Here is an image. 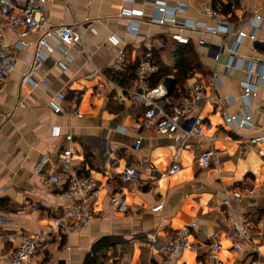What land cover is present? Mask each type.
<instances>
[{
  "label": "crops",
  "instance_id": "obj_1",
  "mask_svg": "<svg viewBox=\"0 0 264 264\" xmlns=\"http://www.w3.org/2000/svg\"><path fill=\"white\" fill-rule=\"evenodd\" d=\"M216 2L234 31L240 27L249 33L251 28L244 21L264 11V0ZM156 3L185 7L177 18L197 23L196 31L183 34L195 47L203 68L192 79H216L198 106L205 118L204 136L190 139L181 149L176 162L180 170L172 175L167 171L177 145L142 129L143 109L124 91L136 88L135 70L142 62L174 66L169 54L179 44L151 22ZM198 5L199 0H52L45 5L50 24L74 26L89 62L76 53L79 45L61 58V48L49 41L56 52H48L32 71L35 87L21 84V79L35 63L39 35H29L26 45L16 49L17 37L4 27L0 14V34L16 56L14 73L0 86V233H46L52 220L73 203L61 196V188L50 190L44 183L47 175L60 170L59 155L68 133L72 135V169L93 178L99 188L91 223L80 231L60 234L61 239H54L43 256L25 264H164L161 254H151L145 246L148 234L154 233L157 245H162L190 225L188 241L195 250H184L172 264H264V143L245 142L264 135V114L256 111L264 102V87L250 101L243 99L246 73H225L224 69L236 34L202 37L200 33L212 22L198 14ZM122 11L143 15L129 16ZM129 26L136 28L135 34L127 33ZM199 39L205 44L199 45ZM220 46L222 51L215 60ZM119 51H124L126 70L133 74L125 86L114 82L118 73L112 65ZM236 52L241 58H264L263 30L256 42L245 39ZM51 104L60 106L61 112L54 113ZM246 113L250 121L245 129L237 133L225 125V115L243 117ZM54 128H59V136ZM211 147L220 154L219 165L200 168L199 155ZM127 166L138 172V181H120ZM236 190L253 193L247 200L223 206L225 193ZM115 193L127 203L125 214L116 213L110 205L109 198ZM159 204L161 210L152 212ZM242 215L250 219L257 253L248 247L236 253L226 239L229 224ZM212 243L220 246L216 257L210 250ZM13 246L9 241L0 242V264H7Z\"/></svg>",
  "mask_w": 264,
  "mask_h": 264
},
{
  "label": "built area",
  "instance_id": "obj_2",
  "mask_svg": "<svg viewBox=\"0 0 264 264\" xmlns=\"http://www.w3.org/2000/svg\"><path fill=\"white\" fill-rule=\"evenodd\" d=\"M52 0H0V14L3 19V25L17 37L15 48H21L26 45L25 38L32 34H38L36 42L34 59L28 74L21 79V84L35 87L37 83L31 77L32 71L43 61L47 53L56 52L52 49L49 41H53L57 47L61 48L60 57L67 58L69 51L79 45L76 53L84 55L89 62L88 55L83 46L80 33L71 25H52L46 14L45 5ZM243 2V0H238ZM156 13L151 19L153 24L164 28L169 32L171 41L179 45H187L189 39L183 34L184 31H196V22L179 21L178 14L185 8L177 4L174 8H168L163 3H156ZM234 9V3L231 5ZM198 14L209 19L212 22L210 27L205 26L201 36H217L236 34V43L227 50V61L224 64L225 73L231 70H241L247 75V80L242 84L243 99L248 102L256 96L259 88L264 87V58L258 55L248 59L239 57L236 53L238 45L245 39L251 42L257 41L259 31L264 32V11L253 14L248 20L244 21L250 26L251 31L245 33L240 27L235 31L232 29L228 19L221 14V6L213 5L211 0H199L197 7ZM126 15L141 17L140 11H122ZM234 31V32H233ZM128 34H135L136 28L129 26ZM199 45H204L203 39H199ZM224 48V47H223ZM222 51V46L217 48L215 60H218ZM150 58V54H147ZM63 67L61 62L58 63ZM126 55L124 51L116 53L112 69L115 73H123L126 67ZM16 66V56L11 51V46L6 43L0 34V86L4 85L10 76L14 73ZM158 68L149 61H144L138 65L135 70V89H124L129 99L135 102L143 109L142 129L153 135L171 139L177 145V152L173 157V164L167 171L172 175L179 172L177 159L178 153L183 149L187 142L193 138H202L204 136V116L198 112L199 104L205 99L207 91L215 84V77L207 80H196L186 89V94L179 101H174L168 95V86L163 79L155 88H150L149 80ZM111 86H116L112 81H106ZM101 87V86H100ZM58 99H62L58 96ZM54 113H60V106L51 104ZM260 114H264V102L256 108ZM250 121V114L246 113L243 117H229L225 115L224 123L231 128V131L239 132L247 127ZM54 134L59 136V128H54ZM63 151L59 155L60 170L47 175L44 178L46 187L51 189H60L61 196L71 199L73 203L52 220V227L46 233H32L26 236H17L13 233H0V242L9 241L13 243L12 249L7 255V264H25L37 256H43L49 249L50 243L54 239H61L62 233H73L84 229L93 220L95 213L92 204L99 197V188L95 180L91 177L80 176L72 169V150L70 143L72 135L66 134ZM248 144L255 145L264 143V135L251 137L245 141ZM139 144L135 145V150ZM220 154L213 147L202 152L197 163L200 168H208L211 165L218 166L220 163ZM152 170V169H150ZM139 180L138 172L132 167L124 168L120 176L122 182H133ZM117 187V184H113ZM251 190H236L225 193L223 197V206L230 205L231 201L239 203L247 200L252 195ZM110 205L116 213L125 214L128 206L124 199L118 194H113L109 198ZM162 204L151 209L152 212L161 210ZM190 227L181 229L176 235L169 238L164 244L157 245L155 234L150 233L147 236L145 246L150 253H159L163 256L164 264H172L184 250H195L194 246L188 241L190 236ZM226 239L230 243L232 251L242 252L244 247L254 253H257L256 245L250 232V219L242 215L234 219L228 226ZM210 250L213 257L220 251L218 243H212Z\"/></svg>",
  "mask_w": 264,
  "mask_h": 264
},
{
  "label": "trees",
  "instance_id": "obj_3",
  "mask_svg": "<svg viewBox=\"0 0 264 264\" xmlns=\"http://www.w3.org/2000/svg\"><path fill=\"white\" fill-rule=\"evenodd\" d=\"M216 0L213 1V5L216 4ZM222 7V6H221ZM223 8H225L223 6ZM153 60L156 58L152 51ZM169 57L174 60V66L168 67L163 63L155 61L150 62L158 68L157 72L152 75L149 80L150 88H155L163 79L167 77L173 78L175 82L174 89L170 94V97L174 101H179L186 94L185 84L188 80L192 79L196 74L203 73V68L199 63L198 56L195 52V47L188 43L187 45H179L172 49ZM127 65L125 71L120 74H116L114 82L119 83L121 86H125L124 83L133 79V74L129 73Z\"/></svg>",
  "mask_w": 264,
  "mask_h": 264
},
{
  "label": "water",
  "instance_id": "obj_4",
  "mask_svg": "<svg viewBox=\"0 0 264 264\" xmlns=\"http://www.w3.org/2000/svg\"><path fill=\"white\" fill-rule=\"evenodd\" d=\"M195 80L196 79H194V80L192 79V80L188 81V83H186V85H185V89H187L189 87V85L192 84ZM165 83L168 86V95H170L174 89L175 82H174L173 78L167 77L165 79Z\"/></svg>",
  "mask_w": 264,
  "mask_h": 264
}]
</instances>
